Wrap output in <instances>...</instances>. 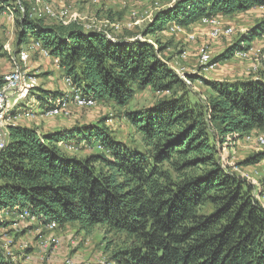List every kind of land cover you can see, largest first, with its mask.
Here are the masks:
<instances>
[{"label":"trees","instance_id":"1","mask_svg":"<svg viewBox=\"0 0 264 264\" xmlns=\"http://www.w3.org/2000/svg\"><path fill=\"white\" fill-rule=\"evenodd\" d=\"M17 1L24 3L0 0V15ZM256 8L264 0H179L158 11L142 35ZM19 26L18 46L29 38L39 43L94 102L124 108L137 91L170 93L182 84L162 48L146 39L113 41L77 22L45 25L27 8ZM262 36L264 19L213 63L248 52ZM209 86L215 96L207 103L184 95L127 112L143 151L116 141L103 122L56 133L10 127L0 153V227L9 223L7 212L15 221L27 212L45 227L78 224L90 233L102 226L125 237L111 264H264V187L256 190L218 160L229 138L264 129V74ZM40 91L42 107L59 95ZM83 145L100 152L69 153ZM0 264L15 263L0 249Z\"/></svg>","mask_w":264,"mask_h":264},{"label":"rangeland","instance_id":"2","mask_svg":"<svg viewBox=\"0 0 264 264\" xmlns=\"http://www.w3.org/2000/svg\"><path fill=\"white\" fill-rule=\"evenodd\" d=\"M177 1L24 0L25 4L14 3V8L9 7L0 15V78L13 74L18 65L17 72L22 77L36 78L39 88L35 93L43 89L73 95L58 60L51 58L48 51L30 38L18 46L19 22L27 8L32 19H41L45 25L77 22L87 31L103 33L113 41L146 39L162 48L161 56L174 68L182 84L170 93L152 88L137 91L124 108L110 102H95L85 107L71 104L66 108L69 115H44L43 107H37L38 101L33 107L34 118L19 116L23 112L20 111L11 115L12 123H30V128L49 133L55 123L73 130L103 122L116 141L129 149L143 151L142 137L127 119V112L146 111L161 101L184 95L207 103L215 96L210 84L246 82L264 74V36L256 39L248 52H237L232 59L213 63L264 19V8L202 20L188 28L171 25L164 33L145 38L142 34L154 15ZM46 69L50 74H45ZM190 75L193 77H188ZM229 141L218 157L223 168L246 180L256 190L263 189L264 159L250 165L246 162L264 154V129L229 138ZM85 148L83 145L80 150H69V153L86 157L100 152L98 148ZM261 201L264 203V197ZM204 212L212 213L211 207L207 206ZM14 218L13 214L9 215V223L0 227V249L15 264H111L115 251L124 247L123 235L109 234L102 226L87 233L78 224L49 228L36 219L21 222Z\"/></svg>","mask_w":264,"mask_h":264},{"label":"built area","instance_id":"3","mask_svg":"<svg viewBox=\"0 0 264 264\" xmlns=\"http://www.w3.org/2000/svg\"><path fill=\"white\" fill-rule=\"evenodd\" d=\"M18 65L15 66L14 76L3 77L0 84V153L7 146L9 140V129L10 127L17 126L12 123L11 115L13 113H19V116H26L34 118L35 111L33 109L34 104L39 101L38 93L35 91L39 88L36 83L35 77H16ZM66 83L72 91V96L69 93H58L55 97H50L44 102L42 113L44 115L59 116L69 115L67 107L71 104L77 105L78 107H85L88 105H94L93 100L84 97L72 84L70 79H65ZM39 103V102H38ZM41 113V114H42ZM43 116V115H41ZM17 213V211L15 210ZM7 217L11 215L10 212L5 214ZM35 219L31 217L27 212L19 214V221L27 219ZM49 228H56L55 223L48 225ZM5 257L10 260L7 253Z\"/></svg>","mask_w":264,"mask_h":264},{"label":"crops","instance_id":"4","mask_svg":"<svg viewBox=\"0 0 264 264\" xmlns=\"http://www.w3.org/2000/svg\"><path fill=\"white\" fill-rule=\"evenodd\" d=\"M47 68V67H46ZM45 74H50V71H48V69H46V71H45ZM43 90V89H42ZM43 91H46V90H43ZM38 94H41V92L40 93H38ZM42 105L40 104V103H38V105H37V107H41ZM26 122V121H25ZM56 124V126H54L53 127V129H51L52 131L51 132H49V133H56V132H60V131H65L66 129H65V127H63L64 125L63 124H61V123H55ZM18 126H20V127H28V128H30V127H32L31 125H30V123H28L27 125H25V124H19ZM67 130H71V129H67ZM41 132V131H40ZM43 133V132H42ZM45 133H48V132H45Z\"/></svg>","mask_w":264,"mask_h":264},{"label":"bare ground","instance_id":"5","mask_svg":"<svg viewBox=\"0 0 264 264\" xmlns=\"http://www.w3.org/2000/svg\"><path fill=\"white\" fill-rule=\"evenodd\" d=\"M36 44V43H35ZM37 46V45H36ZM47 54V53H46ZM25 55H23V57H24ZM207 61V60H206ZM11 76H14V72H13V74H11V75H8L7 77H11ZM16 77H22L21 76V74L19 73V72H17L16 73Z\"/></svg>","mask_w":264,"mask_h":264}]
</instances>
